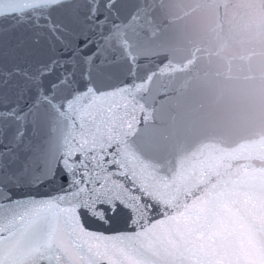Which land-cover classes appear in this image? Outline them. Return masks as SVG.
Instances as JSON below:
<instances>
[{"label":"snow or ice","instance_id":"6c2138e0","mask_svg":"<svg viewBox=\"0 0 264 264\" xmlns=\"http://www.w3.org/2000/svg\"><path fill=\"white\" fill-rule=\"evenodd\" d=\"M154 3L0 0V264H264V191L152 107Z\"/></svg>","mask_w":264,"mask_h":264},{"label":"water","instance_id":"95a60500","mask_svg":"<svg viewBox=\"0 0 264 264\" xmlns=\"http://www.w3.org/2000/svg\"><path fill=\"white\" fill-rule=\"evenodd\" d=\"M209 0H155L157 35L147 42L160 91L152 107L166 122L193 134V147L206 145L218 171L242 182L243 190L264 191V55L259 46L234 51L202 49L182 63L189 35ZM255 52V54H254ZM143 62V61H142ZM177 73H186L178 78ZM190 77V79L188 78ZM189 144V148H191Z\"/></svg>","mask_w":264,"mask_h":264},{"label":"clouds","instance_id":"9594fccd","mask_svg":"<svg viewBox=\"0 0 264 264\" xmlns=\"http://www.w3.org/2000/svg\"><path fill=\"white\" fill-rule=\"evenodd\" d=\"M244 43L259 46L264 55V0H209L201 5L186 52L177 62L182 63L202 49L234 51ZM186 76L177 73L178 78Z\"/></svg>","mask_w":264,"mask_h":264}]
</instances>
